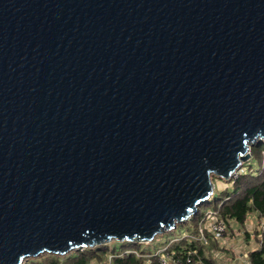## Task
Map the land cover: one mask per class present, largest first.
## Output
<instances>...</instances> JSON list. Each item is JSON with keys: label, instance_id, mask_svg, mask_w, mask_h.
Returning a JSON list of instances; mask_svg holds the SVG:
<instances>
[{"label": "water", "instance_id": "95a60500", "mask_svg": "<svg viewBox=\"0 0 264 264\" xmlns=\"http://www.w3.org/2000/svg\"><path fill=\"white\" fill-rule=\"evenodd\" d=\"M264 140V0H0V264L184 223Z\"/></svg>", "mask_w": 264, "mask_h": 264}, {"label": "trees", "instance_id": "16d2710c", "mask_svg": "<svg viewBox=\"0 0 264 264\" xmlns=\"http://www.w3.org/2000/svg\"><path fill=\"white\" fill-rule=\"evenodd\" d=\"M251 152L253 158H260V165L255 168L248 160L243 172L231 179L221 195L215 197L211 208L204 209L210 203L208 199L191 216L185 235L169 239L155 252L143 246L144 242L123 241L118 247L107 243L73 250L65 255L46 253L39 256L41 258H32L28 264H220L214 250H223V246L209 231L206 232L207 239L203 240L199 226L206 223V214L212 212L226 224L225 235L233 237L238 234L235 230L244 229L249 216L264 217V140L256 143ZM244 240L250 243L247 231ZM246 254L249 264H264V242L257 248L250 246Z\"/></svg>", "mask_w": 264, "mask_h": 264}, {"label": "rangeland", "instance_id": "374dc122", "mask_svg": "<svg viewBox=\"0 0 264 264\" xmlns=\"http://www.w3.org/2000/svg\"><path fill=\"white\" fill-rule=\"evenodd\" d=\"M256 145V144H255ZM254 145V146H255ZM247 163V161L245 162V164ZM248 163H253L254 167H258L260 165V158L258 156L253 158V153L251 152V157L249 159ZM247 163V164H248ZM245 166L240 169L238 171V175L243 172ZM214 179V183H215V194L209 198L210 203H207L205 205L204 209H209L214 205V201H215V197L216 196H220L221 195V191L227 187V185L229 184L227 180L224 179H219L218 177L213 178ZM233 180V177L231 178ZM230 179V181H231ZM229 181V182H230ZM216 218V216H215ZM261 218H258L257 216H249V218L246 220L245 222V227L244 229L241 230H235L238 234L235 236H228V235H224L220 238H216L220 241L218 242L219 244H221L223 246V250H217L214 253H216L218 256V262L220 264H234L237 263V259L239 257V253L242 252H246L249 250V247L251 245H254L255 247L258 246V241H259V237H258V230H259V224H260ZM188 222V220L186 221ZM184 222L179 224L178 227L169 230L165 233H161L158 236H156V238L150 242L151 244H146V242H144L143 246H147L149 247L153 252H155V250H157L158 248H161L164 244H166V242H168L169 239L174 238V237H179L182 234H186L190 223L188 222V224ZM207 222H208V227L211 224V219L210 217L207 218ZM246 231L249 233L250 235V243H245L246 241L244 240V236L246 235ZM213 234V233H212ZM111 243V246L113 247L114 245H116L117 247L120 246L121 242L119 241H112L109 242ZM107 244V243H106ZM232 251V252H231ZM247 257V256H246ZM41 258V257H39ZM38 259V258H36ZM30 260H33L32 258H30L27 262V264L29 263ZM35 260V258H34Z\"/></svg>", "mask_w": 264, "mask_h": 264}, {"label": "built area", "instance_id": "2783aa9c", "mask_svg": "<svg viewBox=\"0 0 264 264\" xmlns=\"http://www.w3.org/2000/svg\"><path fill=\"white\" fill-rule=\"evenodd\" d=\"M238 171L232 176L233 180L238 177ZM209 217L211 219V224L209 227L207 226L208 225L207 221L204 225L199 226V233L201 235V238L203 240L207 239L206 238L207 231L213 233V235L216 236L217 238L222 237L226 231V227H227L226 224L223 222V220H220L217 217L215 218V215L212 212H208L205 216V219ZM258 237H259L258 246H261L262 243L264 242V217L261 218V221L259 224Z\"/></svg>", "mask_w": 264, "mask_h": 264}, {"label": "crops", "instance_id": "0c3cea01", "mask_svg": "<svg viewBox=\"0 0 264 264\" xmlns=\"http://www.w3.org/2000/svg\"><path fill=\"white\" fill-rule=\"evenodd\" d=\"M258 246H254V245H251V248H257ZM247 251L245 252V253H239V257L238 258H236L237 259V263H235V264H249V262H248V260H247ZM233 264H234V262H233Z\"/></svg>", "mask_w": 264, "mask_h": 264}]
</instances>
